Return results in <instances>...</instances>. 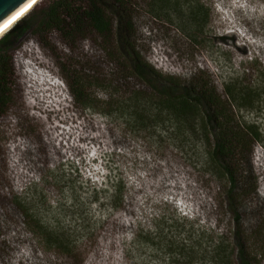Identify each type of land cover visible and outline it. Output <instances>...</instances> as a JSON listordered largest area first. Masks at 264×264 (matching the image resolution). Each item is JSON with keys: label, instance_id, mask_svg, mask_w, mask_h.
<instances>
[{"label": "rangeland", "instance_id": "obj_1", "mask_svg": "<svg viewBox=\"0 0 264 264\" xmlns=\"http://www.w3.org/2000/svg\"><path fill=\"white\" fill-rule=\"evenodd\" d=\"M129 1L137 51L163 74L184 78L205 70L221 96L231 80L264 87V0H199L210 10L199 37L176 15L155 12L151 0ZM177 1L185 8L190 0ZM114 47L112 38L89 28L72 40L57 32L29 34L13 52V99L0 118V264H214L189 262L182 242L179 250L170 248L159 231L161 217L167 225L186 218V227L164 234L202 239L197 252L230 240L227 180L199 134L181 140L168 123L137 132L119 112L100 113L108 111L105 103L128 98L131 88L145 89L118 69ZM80 77L93 85L91 108L75 105L68 92L66 80ZM234 114L262 135L235 167L246 174L235 198L254 264H264V96L256 110ZM111 181L119 188L115 199ZM95 188L109 190L96 195ZM16 201L45 231L70 243V251L44 247L23 224Z\"/></svg>", "mask_w": 264, "mask_h": 264}, {"label": "trees", "instance_id": "obj_2", "mask_svg": "<svg viewBox=\"0 0 264 264\" xmlns=\"http://www.w3.org/2000/svg\"><path fill=\"white\" fill-rule=\"evenodd\" d=\"M151 2L155 12H163L170 17L176 15L181 26L194 34V37H199L208 24L210 10L199 0H190L185 3V8L177 0ZM131 5L129 0H52L45 8L30 10L0 37V118L7 113L13 99V52L29 34L47 36L57 32L66 40H72L75 36L81 37L90 28L104 40L112 38L115 51L111 57L115 62L118 61V69L125 78L130 76L138 79L145 89L131 88L130 96L121 99L119 104L115 101L105 103L108 111H100L102 116L108 118L112 113L119 112L125 123L137 132L168 123L172 126L173 134L181 140L188 134H199L206 142V152L211 164L227 180L226 206L234 220L230 240L217 241L214 246L207 243L205 248L197 252L196 248L204 245L202 239L192 241L190 234L177 241L178 235H173L172 232L164 234L165 229L177 231L186 227V223L190 222L183 217L168 225L161 217L159 231L163 235L159 233L158 237L162 235L170 248L179 250L182 245V249L189 255V262L199 257L200 260L206 259L214 264H254L252 251L239 225L240 205L235 198L238 182H243L246 174H237L235 167H239L245 152L251 151L253 144L261 141L262 135L255 123L237 120L234 111L256 110L264 96V87H250L231 80L223 84L224 94L221 96L205 70H196L184 78L163 74L137 51ZM119 62L123 64L120 65ZM66 84L75 105L91 108L88 89L93 85L81 77L74 78V81L66 80ZM111 84L112 82L107 83L106 87L109 88ZM109 183L114 188L112 197L115 199L119 188H116L115 182ZM108 190L109 188H95L94 193H108ZM113 206L116 207L114 201ZM16 207L25 227L39 237L44 247L70 251L71 244L54 232L45 231L24 202L16 201ZM185 240L192 243L186 246ZM178 242H182L181 245H177Z\"/></svg>", "mask_w": 264, "mask_h": 264}, {"label": "water", "instance_id": "obj_3", "mask_svg": "<svg viewBox=\"0 0 264 264\" xmlns=\"http://www.w3.org/2000/svg\"><path fill=\"white\" fill-rule=\"evenodd\" d=\"M32 0H0V28L24 9Z\"/></svg>", "mask_w": 264, "mask_h": 264}, {"label": "bare ground", "instance_id": "obj_4", "mask_svg": "<svg viewBox=\"0 0 264 264\" xmlns=\"http://www.w3.org/2000/svg\"><path fill=\"white\" fill-rule=\"evenodd\" d=\"M40 0H32L24 9L10 19L5 25L0 28V37L4 35L11 27L22 18L28 11H30Z\"/></svg>", "mask_w": 264, "mask_h": 264}]
</instances>
